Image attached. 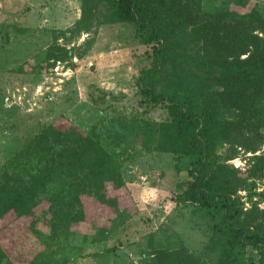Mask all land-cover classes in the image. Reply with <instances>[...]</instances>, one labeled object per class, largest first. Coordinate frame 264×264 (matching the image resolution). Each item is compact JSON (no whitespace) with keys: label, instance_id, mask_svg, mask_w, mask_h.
<instances>
[{"label":"trees","instance_id":"16d2710c","mask_svg":"<svg viewBox=\"0 0 264 264\" xmlns=\"http://www.w3.org/2000/svg\"><path fill=\"white\" fill-rule=\"evenodd\" d=\"M201 1L79 0L78 19L52 33L54 46L42 61L52 67L81 58L98 27L131 25L148 61L135 79L139 104L166 115L160 122L140 121L144 151L185 160L186 179L175 185V201L214 220L207 246L216 254L211 264H264V212L254 203L243 211L236 194L264 176V154L252 155L242 176L225 164L237 148L254 153L262 138L264 14L254 7L242 14L229 9L250 0H225L210 12L202 11ZM82 34L75 48L55 45ZM222 145L227 153L220 157L216 149ZM107 185L124 189L118 160L70 122L51 123L0 167V219L30 217V233L50 250L84 222V198L117 207ZM38 221L48 225V235L36 229ZM95 234L103 238L108 232L96 228ZM141 257L142 264H202L183 246H157ZM2 262L12 264L0 246ZM26 264L52 262L38 252Z\"/></svg>","mask_w":264,"mask_h":264},{"label":"rangeland","instance_id":"374dc122","mask_svg":"<svg viewBox=\"0 0 264 264\" xmlns=\"http://www.w3.org/2000/svg\"><path fill=\"white\" fill-rule=\"evenodd\" d=\"M223 1L202 0L201 9L210 12ZM253 7L264 14V0L229 9L242 14ZM78 17L79 0H0V167L44 126L67 121L118 160L124 189L107 185V197L116 200L113 210L84 198V222L50 250L30 233V217L2 218L1 248L12 264H26L38 252L50 256L52 264H142L143 251L183 246L202 264H211L216 254L207 246L214 220L175 201V185L186 179L185 160L143 149L140 121L160 122L166 115L160 107L144 110L139 104L135 79L148 61L132 26L102 25L81 58L52 67L42 61L54 46L52 33L69 28ZM84 37L68 44L58 39L55 45L75 48ZM261 133L254 153L237 148L225 162L240 176L252 155L264 154V129ZM216 153L223 157L227 145ZM247 184L236 193L243 211L254 203L264 212V176ZM96 228L108 235L99 237ZM36 229L49 233L40 221Z\"/></svg>","mask_w":264,"mask_h":264}]
</instances>
